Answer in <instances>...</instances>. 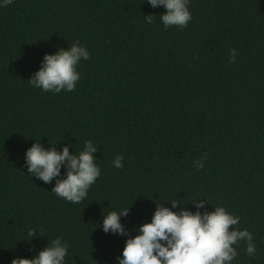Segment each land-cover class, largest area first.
Masks as SVG:
<instances>
[{"label":"trees","instance_id":"obj_1","mask_svg":"<svg viewBox=\"0 0 264 264\" xmlns=\"http://www.w3.org/2000/svg\"><path fill=\"white\" fill-rule=\"evenodd\" d=\"M186 28L165 29L147 0H0V264L33 258L60 237L66 264H118L156 204L224 206L251 232L231 264H264V0H189ZM155 15L148 24L145 16ZM79 41L89 52L72 92L28 83L45 54ZM236 50L235 62L229 50ZM78 155L86 141L100 176L78 204L27 174L39 141ZM123 156V168L113 166ZM203 159L199 171L194 162ZM65 169L61 168V176ZM43 230L31 239L28 231Z\"/></svg>","mask_w":264,"mask_h":264},{"label":"clouds","instance_id":"obj_2","mask_svg":"<svg viewBox=\"0 0 264 264\" xmlns=\"http://www.w3.org/2000/svg\"><path fill=\"white\" fill-rule=\"evenodd\" d=\"M13 0H3V6ZM156 8L163 6L165 12L160 20L165 29L177 26L186 28L192 20L189 10V0H147ZM155 15L145 16L148 24L154 23ZM236 50H229V59L235 62ZM89 52L79 41L67 49L60 48L54 54H45L39 70L28 79V83L44 92L60 93L62 90L72 92L80 80L77 66L81 60H88ZM97 147L91 140L86 141L78 155L70 153L65 146L57 151L55 146L45 148L36 141L25 152L27 174L48 184L55 179L52 192L57 197L68 202L81 203L91 186L100 176V167L93 155ZM123 156L117 155L113 166L123 168ZM203 159L194 162L199 171L204 167ZM64 175L61 176V168ZM171 208L181 205L180 200L170 202ZM197 211L192 212L181 207L178 212L156 204L151 222L143 223L138 228V234L130 236L121 224L120 217L127 216L128 209L120 212L111 211L103 217L102 229L105 233H115L128 237L125 240L121 256L116 259L118 264H231L239 255L236 245L246 242V253L254 256L257 248L250 231L239 230L234 226L240 222V217L230 213L224 206H216L212 211L203 209L205 200H194ZM209 204V203H208ZM44 236L43 230L28 231V238L36 235ZM68 245L60 237L52 240L33 258H13L11 264H66Z\"/></svg>","mask_w":264,"mask_h":264}]
</instances>
